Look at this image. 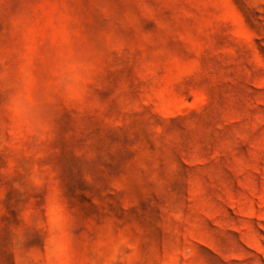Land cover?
Returning a JSON list of instances; mask_svg holds the SVG:
<instances>
[{
	"label": "rangeland",
	"instance_id": "1",
	"mask_svg": "<svg viewBox=\"0 0 264 264\" xmlns=\"http://www.w3.org/2000/svg\"><path fill=\"white\" fill-rule=\"evenodd\" d=\"M0 264H264V0H0Z\"/></svg>",
	"mask_w": 264,
	"mask_h": 264
},
{
	"label": "clouds",
	"instance_id": "2",
	"mask_svg": "<svg viewBox=\"0 0 264 264\" xmlns=\"http://www.w3.org/2000/svg\"><path fill=\"white\" fill-rule=\"evenodd\" d=\"M10 111L14 114V116L16 115L15 111L12 108H10Z\"/></svg>",
	"mask_w": 264,
	"mask_h": 264
}]
</instances>
